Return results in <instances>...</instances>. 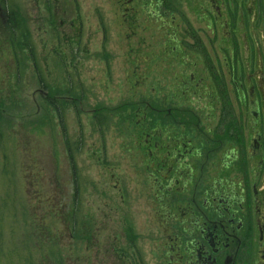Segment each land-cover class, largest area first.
<instances>
[{"label": "flooded vegetation", "instance_id": "1", "mask_svg": "<svg viewBox=\"0 0 264 264\" xmlns=\"http://www.w3.org/2000/svg\"><path fill=\"white\" fill-rule=\"evenodd\" d=\"M7 4L0 0V28L10 32ZM81 4L39 0L35 16L72 92L51 93L50 101L82 112L75 58L89 54L90 34L103 41L112 20L115 58L131 81L117 113L138 146L134 194L144 199L146 227L140 234L123 217L125 229L108 249L83 236L89 255L97 264H264V0H99L93 32ZM10 41L0 55L9 56L8 71H18L21 55Z\"/></svg>", "mask_w": 264, "mask_h": 264}, {"label": "rangeland", "instance_id": "2", "mask_svg": "<svg viewBox=\"0 0 264 264\" xmlns=\"http://www.w3.org/2000/svg\"><path fill=\"white\" fill-rule=\"evenodd\" d=\"M7 2L10 32L0 28V49L11 50V39L21 66L8 71L9 56L0 55V264H97L100 260L86 250L92 243L83 236H93V243L107 248L123 226L135 227L140 234L146 228L144 199L135 200L134 194L139 170L132 156H140L138 146L132 129L123 126L124 116L117 113L130 94L129 68L115 58L118 39L109 20L103 41L90 34L89 54L75 58L79 79L73 82L83 97L82 112L65 105L60 109L59 104L55 108L51 93L72 92L67 90L65 67L57 71L50 57L47 26L35 16L39 0ZM98 3L82 0L85 30L98 27ZM57 47L67 49L59 42ZM8 83L11 91L6 94ZM90 109L95 111L87 112ZM69 191L75 193L71 241L66 225ZM123 217L127 221L122 226Z\"/></svg>", "mask_w": 264, "mask_h": 264}, {"label": "trees", "instance_id": "3", "mask_svg": "<svg viewBox=\"0 0 264 264\" xmlns=\"http://www.w3.org/2000/svg\"><path fill=\"white\" fill-rule=\"evenodd\" d=\"M6 87H7V89H6ZM6 87L4 88V91L3 92H5V91H7V93L6 94H9V91H11V88H10V85H9V83H8V85H6ZM2 98V97H1ZM2 99H5V97L4 98H2ZM37 198H40L39 197V195L37 196ZM42 202H43V200H42ZM36 218V217H35Z\"/></svg>", "mask_w": 264, "mask_h": 264}]
</instances>
